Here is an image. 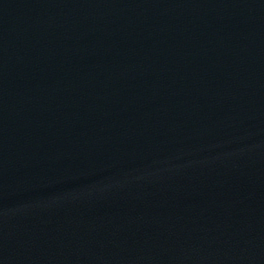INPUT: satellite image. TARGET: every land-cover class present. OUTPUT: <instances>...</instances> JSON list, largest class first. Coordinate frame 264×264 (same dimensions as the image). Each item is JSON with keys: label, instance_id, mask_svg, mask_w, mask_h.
Listing matches in <instances>:
<instances>
[{"label": "water", "instance_id": "obj_1", "mask_svg": "<svg viewBox=\"0 0 264 264\" xmlns=\"http://www.w3.org/2000/svg\"><path fill=\"white\" fill-rule=\"evenodd\" d=\"M0 264H264V0H0Z\"/></svg>", "mask_w": 264, "mask_h": 264}]
</instances>
